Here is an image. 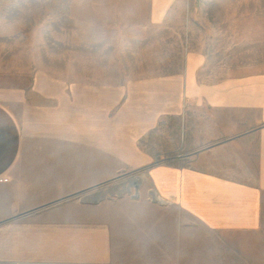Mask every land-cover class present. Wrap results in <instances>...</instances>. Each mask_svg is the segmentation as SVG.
<instances>
[{"label": "crops", "instance_id": "obj_1", "mask_svg": "<svg viewBox=\"0 0 264 264\" xmlns=\"http://www.w3.org/2000/svg\"><path fill=\"white\" fill-rule=\"evenodd\" d=\"M147 2L155 25L185 8L189 41L211 22L192 0ZM253 9L245 41H262ZM181 59L112 97L85 90L29 154L0 100V264H264V64L215 80L203 47Z\"/></svg>", "mask_w": 264, "mask_h": 264}, {"label": "rangeland", "instance_id": "obj_2", "mask_svg": "<svg viewBox=\"0 0 264 264\" xmlns=\"http://www.w3.org/2000/svg\"><path fill=\"white\" fill-rule=\"evenodd\" d=\"M190 1L197 16L211 19L194 28L201 40H188L182 7L167 24H149L147 0H0V100L18 114L28 154L42 144L35 135L67 105L81 104L85 90L106 87L112 97L132 82L175 73L189 46L208 53L215 80L264 64V0ZM259 3L262 24L251 33L263 40L245 41L243 17L255 11L258 18ZM160 140L146 142L158 149Z\"/></svg>", "mask_w": 264, "mask_h": 264}, {"label": "water", "instance_id": "obj_3", "mask_svg": "<svg viewBox=\"0 0 264 264\" xmlns=\"http://www.w3.org/2000/svg\"><path fill=\"white\" fill-rule=\"evenodd\" d=\"M136 187H138V184H136Z\"/></svg>", "mask_w": 264, "mask_h": 264}]
</instances>
